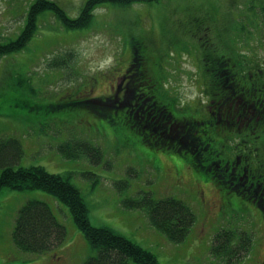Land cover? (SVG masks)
Instances as JSON below:
<instances>
[{
	"label": "rangeland",
	"instance_id": "rangeland-1",
	"mask_svg": "<svg viewBox=\"0 0 264 264\" xmlns=\"http://www.w3.org/2000/svg\"><path fill=\"white\" fill-rule=\"evenodd\" d=\"M33 1L0 0V42L18 43L17 49L0 57V140L16 137L23 148L20 162L11 165H41L67 176L84 198L91 225L127 237L153 253L158 264H223L210 248L214 235L224 227L246 230L252 237L249 253L237 264H264V217L251 198L254 191L242 183L237 186L248 191L252 203L235 212L224 207L221 193L226 199L240 195L212 176L194 171L187 156L161 152L138 140L123 145L104 133L109 127L104 130L107 124L98 122L91 112L53 109L66 97L84 93L89 98L107 97L112 88L115 95L110 97L132 98L131 76L121 74L130 68L132 44L137 40L147 45L145 56L158 60L156 67L172 96L191 106L202 103L205 86L201 76L199 86L197 65L201 70L205 62L228 56L246 69L264 67V0L102 4L80 29L65 27L53 12L44 11L31 25L34 32L22 40L26 12ZM54 1L74 19L86 0ZM237 127L244 126L235 122L227 141L240 145L246 140L253 147L249 145L253 139ZM73 140L93 147L91 154L101 150L100 159L87 153L65 157L58 147ZM259 143V157H264L262 137ZM185 144L179 141V150L186 149ZM260 189L264 191V185ZM145 194L155 199L171 196L189 205L195 222L182 240L168 239L150 224L145 210L123 204L125 198ZM28 199L45 201L65 227L66 237L54 252L23 253L11 241L17 210ZM95 255L68 207L53 196L42 190H0V264H83Z\"/></svg>",
	"mask_w": 264,
	"mask_h": 264
},
{
	"label": "trees",
	"instance_id": "trees-1",
	"mask_svg": "<svg viewBox=\"0 0 264 264\" xmlns=\"http://www.w3.org/2000/svg\"><path fill=\"white\" fill-rule=\"evenodd\" d=\"M159 1L86 0L78 17L73 19L54 0H34L28 6L26 24L20 38L23 40L30 37L35 29V26L32 29L31 25L37 22V16L44 11L53 12L65 27L80 29L87 26L89 20L93 18L94 9L102 4L131 6ZM14 48H18V43H13L12 40L1 42L0 57ZM142 49L145 53H142ZM148 51L147 45L142 40L132 44L130 68L121 74L124 77L130 75L131 88L135 86L131 89L132 98H128L129 100L122 101L110 97L115 95L110 86L112 89H109L107 97L91 95L89 98L84 93L81 96L66 97V101L54 104L53 109L91 112L98 122L107 124L104 130L109 127L104 133L120 140L123 145L126 142L133 144L138 140L143 145L154 146V149L161 152L171 151L180 153L182 157L187 156L186 162L194 171L200 170L202 174L212 176L214 180L224 183L240 195L239 198L226 199L221 193L224 207L236 212H240L245 204L252 203L248 191L242 187L237 188L242 183L245 189L256 193L251 198L258 204V209L263 211V214L260 212L264 217V191L260 189V186L264 185V157H259L262 144L259 143V138L264 139V88L259 83L264 84V67H253L251 70L240 68L239 74L233 57L212 59L213 64L216 63L217 70L204 71L203 67L200 71L204 76L212 79L203 88L208 104L206 106L205 101V104H200L198 107L197 104L194 106L181 104L176 96L169 93L168 88L163 84L161 71L156 67L158 60L150 55L145 56ZM220 65L224 69H221ZM244 69L247 71V76L243 74ZM224 71L229 78L233 76L236 79H231L234 89L226 88ZM210 82L214 84L209 85ZM237 96L241 99L240 101L236 99V104H239L235 105L232 98ZM145 100L147 104H143ZM242 101L252 104V109H243ZM193 118H202V120L197 119L192 123ZM238 121L244 126L242 135L253 139L249 143L253 147H248L244 142L245 148L240 156L228 160L223 156L226 155L223 139ZM190 126H193L195 131L186 133ZM185 139L194 143L195 147L188 146L180 151L179 141H186ZM58 149L67 158H77L79 154L87 153L100 159L102 155L101 150L97 151V155L91 154L94 152L93 147L86 144L82 146L78 140L61 144ZM253 150L255 151L252 152ZM22 154L23 148L19 139L1 138L0 168H3L0 171V190L4 187L16 191L42 190L66 205L73 222L91 248L96 250V255L88 258L83 264H129L130 262L158 264L153 253L127 237L110 228L91 225L84 198L78 187L67 176L48 172L41 165L13 167L11 164L18 160L20 162ZM249 157L252 159L249 160ZM236 162L239 167L233 171V167L230 166ZM123 204L128 209L145 210L150 224L171 240H182L195 222V214L189 205L175 197L155 199L151 194H145L140 198H125ZM65 237V227L55 219L45 201L28 199L17 210L11 241L19 251L36 255L54 252ZM251 243L252 237L246 230L224 227L214 235L210 251L212 256L223 264H237L249 253Z\"/></svg>",
	"mask_w": 264,
	"mask_h": 264
},
{
	"label": "flooded vegetation",
	"instance_id": "flooded-vegetation-1",
	"mask_svg": "<svg viewBox=\"0 0 264 264\" xmlns=\"http://www.w3.org/2000/svg\"><path fill=\"white\" fill-rule=\"evenodd\" d=\"M220 67H221V69H224V68H222L223 66L220 65ZM213 70L216 71L217 68H214ZM224 72H225V71H224ZM227 73H229V72H227ZM240 99H241V98H239V101H240ZM242 102H243V101H242ZM242 106H243V109H244V108H247V109H249V110L252 109V104H249V102H243V103H242ZM238 156H240V154L237 153V157H238ZM230 167H233V171H234L236 167H239V164H238V162H236L235 164L231 165ZM256 199H257V198H256ZM259 210H260V209H259Z\"/></svg>",
	"mask_w": 264,
	"mask_h": 264
}]
</instances>
